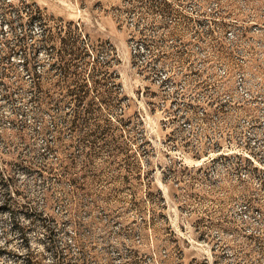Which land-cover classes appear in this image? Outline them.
Listing matches in <instances>:
<instances>
[{"label":"rangeland","instance_id":"obj_1","mask_svg":"<svg viewBox=\"0 0 264 264\" xmlns=\"http://www.w3.org/2000/svg\"><path fill=\"white\" fill-rule=\"evenodd\" d=\"M0 264H264V0H0Z\"/></svg>","mask_w":264,"mask_h":264}]
</instances>
